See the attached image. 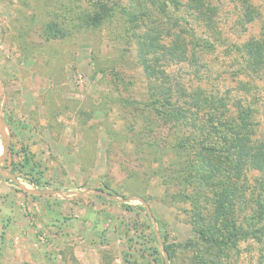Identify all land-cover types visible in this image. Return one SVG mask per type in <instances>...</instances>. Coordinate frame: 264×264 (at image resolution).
Returning a JSON list of instances; mask_svg holds the SVG:
<instances>
[{
	"label": "rangeland",
	"instance_id": "1",
	"mask_svg": "<svg viewBox=\"0 0 264 264\" xmlns=\"http://www.w3.org/2000/svg\"><path fill=\"white\" fill-rule=\"evenodd\" d=\"M249 1L264 19V0ZM214 2L219 38L214 51L199 57L208 66L197 76L191 65L172 62L166 72L209 92L225 91L227 98L243 92L264 128L261 79L237 73L246 83L243 90L234 84L236 70L243 68L235 45L257 34L260 20L247 22L239 0ZM84 5L85 0H0V116L8 139L4 151L0 133V264L52 263L37 256L27 261L17 252L25 242L12 231L19 219L20 230L30 232L45 258L50 250L60 253L57 223L74 228L80 221L82 233H72V241L90 243L106 264H194L187 244L199 240L198 220L188 198L178 195L184 191L169 160L159 164L148 155L170 144L178 121L145 106L154 79L138 61L135 43L126 42L122 29L114 31L115 20L95 28L73 25ZM52 19L72 25L71 33L47 39L41 31ZM258 173H247L250 190L237 205L240 219L251 209L249 192L264 178ZM166 245H174L173 254ZM222 259L264 264V238L240 240Z\"/></svg>",
	"mask_w": 264,
	"mask_h": 264
},
{
	"label": "trees",
	"instance_id": "2",
	"mask_svg": "<svg viewBox=\"0 0 264 264\" xmlns=\"http://www.w3.org/2000/svg\"><path fill=\"white\" fill-rule=\"evenodd\" d=\"M85 1L73 25L95 28L115 20L114 31L118 34L122 29L126 42L135 43L138 61L146 75L154 79L145 106L162 119L178 121L170 144L164 142L159 152L150 150L148 155L159 164L164 163L163 157L169 160L172 177L184 191L178 195L188 198L198 220L195 232L199 240L187 244L194 250V264H225L222 257L238 241H262L264 178L249 192L250 211L240 219L237 209L250 190L247 173L264 172V128L253 117L258 109L242 91L227 98L225 91L209 92L201 84L191 86L178 77L172 80L166 72L172 62L185 63L201 75L198 69L208 65L199 57L214 51L219 38L215 20L219 5L214 0H129L126 4L120 0ZM239 8L247 22L258 18L260 25L257 34L235 45L243 68L236 70L234 84L240 87L246 83L237 73L261 79L264 121V19L249 0H239ZM71 27L52 19L41 32L47 39H61L71 33ZM189 188L191 191L185 193ZM165 249L171 255L175 247L166 245Z\"/></svg>",
	"mask_w": 264,
	"mask_h": 264
},
{
	"label": "crops",
	"instance_id": "3",
	"mask_svg": "<svg viewBox=\"0 0 264 264\" xmlns=\"http://www.w3.org/2000/svg\"><path fill=\"white\" fill-rule=\"evenodd\" d=\"M44 211H48V209L44 208ZM19 221H20V219L16 223L17 228L16 227L14 228V226H13L14 229H12V231L16 230V234L19 237V241L21 240V242H22L23 241L22 238L23 239L25 238L24 239L25 242L20 243L18 246V247H22V248H20V249L17 248V252L18 253L22 252V255L24 256V258L27 261L35 262L34 259L37 256V258H40V259L42 257L43 261L45 263H51L52 262L51 264H53V262L54 263L57 262V264H106V263L100 261L98 259L97 255H93L94 250H93V247L90 243H78V242L74 243L72 241V238H71L73 236L72 233H82L81 228L78 226V223L80 224V221H78L74 225V228L72 226L73 223L71 224V222L60 223V221H59L56 226L54 225L55 227L58 228L59 238H57V241L59 242V245H60L59 246L60 253L58 255V253H56L55 251L50 250L51 253H49L47 255V258H45L43 256L44 252H43L42 248L37 247L36 244L33 243L34 239L32 237H31L32 239L29 238L28 234L30 232H27L26 236L24 235L25 233H22L24 231H21L20 228L24 222H23V220H21L20 222H22V224L19 226ZM83 223H85V222H83ZM52 227L53 226H51V228ZM82 229H84V226H82ZM28 230L30 231L29 228L27 229V231ZM50 230L55 232L54 230H56V229H54V230L50 229ZM19 233H20V235H19ZM24 252H26L25 255H24ZM55 254L59 257H56ZM48 258L51 260H48Z\"/></svg>",
	"mask_w": 264,
	"mask_h": 264
},
{
	"label": "water",
	"instance_id": "4",
	"mask_svg": "<svg viewBox=\"0 0 264 264\" xmlns=\"http://www.w3.org/2000/svg\"><path fill=\"white\" fill-rule=\"evenodd\" d=\"M6 128V123L4 122V119L0 116V133H1V136H2V147H3V150L6 151V148H7V143H8V139L5 135V130ZM2 158H0L1 160ZM28 190V189H27ZM35 192H39L38 190H34Z\"/></svg>",
	"mask_w": 264,
	"mask_h": 264
}]
</instances>
